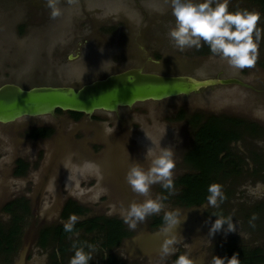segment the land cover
<instances>
[{
	"label": "rangeland",
	"instance_id": "374dc122",
	"mask_svg": "<svg viewBox=\"0 0 264 264\" xmlns=\"http://www.w3.org/2000/svg\"><path fill=\"white\" fill-rule=\"evenodd\" d=\"M88 1L92 5L89 10L84 9ZM202 2L204 0H193V3ZM63 6H69L66 0H61L62 11ZM244 9L259 12V26L264 28V14L257 4L251 0H229V11ZM71 10L85 28L84 33L76 35V40L81 34H90V21L98 26L109 18L114 19L118 30L114 36H108L103 30V34L101 31L90 37L95 45L92 54L96 56L102 49L111 61L118 63L125 59V62L101 72L87 73L79 64H64L66 54H61L58 41L65 33L54 35L55 26L48 24L51 15L44 0H0V86L10 83L29 89L50 83L51 86L80 88L98 77L104 79L141 66L145 71L197 79L236 78L254 89L239 85L216 86L190 96L140 103L133 108H123L118 114L97 112L75 120L70 113L59 112L58 118H23L11 124H0L2 224L8 226L11 219V215L4 212L6 204L19 198L30 203L19 250L10 264H55L56 261L69 264L74 255L72 249L61 258L55 243L44 249L39 247L41 230L67 222L62 211L69 200L88 209L84 216H79V221L92 217L123 220L124 209L131 202L140 203L145 199L126 183L129 167L139 163L147 170L162 148H171L174 152L175 180L190 173L184 157L194 144L196 128L191 121L195 115L202 116V121L210 116L237 118L261 129L260 135L246 133L240 144L233 146V151L244 161L242 172L221 183L223 191L230 192L231 196L220 209L227 216H233L237 231L227 234L221 231L214 237L209 236L211 225L217 219L209 214L214 208L202 211L172 204L170 197L163 194V188L154 185L149 198L167 197L163 200L162 212L138 223L135 230L125 224L133 235L110 252L96 245L89 264H103L108 254L125 264H174L182 254L193 259L204 257V264H210L221 247L236 236L250 248L264 247V205L259 206L264 203V34L256 67L238 70L230 67L227 60L213 55L206 44L201 48L208 51L204 54L198 53L201 49L181 51L174 45L168 35L175 27L171 0H78ZM124 37L126 40L120 42ZM100 40L102 46L96 48ZM136 44L148 50L147 56H165L162 65L146 62L145 55L136 52L139 50ZM39 127L52 128V135L42 140L31 139L30 131ZM255 155L260 165H256ZM19 159L29 166L23 177L14 174ZM177 192L169 195L175 196ZM176 210L184 220L176 233L179 243L174 255L161 259L159 249L166 227L153 229L151 224L154 217ZM253 214L259 217L254 222L255 228L249 224ZM87 236L95 239L94 235ZM0 264L9 263L1 256Z\"/></svg>",
	"mask_w": 264,
	"mask_h": 264
},
{
	"label": "clouds",
	"instance_id": "9594fccd",
	"mask_svg": "<svg viewBox=\"0 0 264 264\" xmlns=\"http://www.w3.org/2000/svg\"><path fill=\"white\" fill-rule=\"evenodd\" d=\"M45 6L50 10L52 19H57L62 15L60 7L61 0H44ZM78 0H66L71 6ZM172 15L175 17V27L168 35L174 45L181 51L195 48L200 50L204 44L208 45L211 53L228 61L229 66L238 69L255 68L259 59V49L264 34L261 28V14L247 9L235 12L229 11V0H204L202 3H193V0H171ZM151 149L148 150L150 154ZM176 163L174 152L171 148H162L159 156L151 161L150 167L145 168L139 163H133L126 174V183L131 190L139 196L145 197L143 202H131L124 212V223L130 230H135L138 223L144 222L152 215H159L165 208L163 200L167 197L149 198L154 185H160L163 189L174 194V170ZM206 204L201 206V210L209 207L220 209L227 200L223 191V186L213 183L207 189ZM212 215L217 219L212 223L209 236H215L224 231L235 233L237 225L233 223V216H225L223 212H215ZM166 228L164 229V240L159 249L161 259L172 256L176 252V245L179 239L177 230L184 220L180 218V212L169 211L164 214ZM257 214H253L249 221L250 227L255 228ZM81 218L76 214L69 216L64 223L66 233H74L75 226ZM225 225L227 226L225 228ZM78 236L79 233L75 232ZM71 239V236L69 237ZM74 255L69 264H89L93 259V252L97 246L87 241H74L72 244ZM87 249V251L85 250ZM174 264H204V257L193 259L188 254L179 255ZM210 264H241L238 254L220 258L213 256Z\"/></svg>",
	"mask_w": 264,
	"mask_h": 264
},
{
	"label": "trees",
	"instance_id": "16d2710c",
	"mask_svg": "<svg viewBox=\"0 0 264 264\" xmlns=\"http://www.w3.org/2000/svg\"><path fill=\"white\" fill-rule=\"evenodd\" d=\"M251 1L257 4L264 14V0ZM207 52V50L201 49L198 53L204 54ZM262 66H264V63H262ZM59 112L61 111H57V113ZM70 114L75 120H79L82 116L78 113ZM202 120V116L195 115L191 121L196 128L194 144L184 157V161L191 172L176 180L174 179L175 190H178L175 196H170L169 192L163 189V194L170 197L172 204L180 207L195 208L206 204L207 189L211 184L221 185L228 178L240 176L244 161L233 151L232 145L241 142L246 133L250 136L262 133L258 125H248L245 121L237 118L210 116L204 121ZM52 133V128H34L30 131L29 137L33 140L46 139ZM255 156L256 165H260L258 163L259 157ZM28 168V164L19 159L14 174L23 176ZM225 194L227 199L231 196L230 192H225ZM259 206L262 207L263 204ZM4 212L11 215V219L8 226H4L0 221V257L3 256L5 262L11 263L19 250L23 223L25 217L30 213V208L27 203H20L18 200L7 204L4 207ZM87 212L88 209L73 200H69L65 203L62 217L68 219L72 214L79 217L84 216ZM215 212H223L227 216L223 209L212 210L209 214L214 216L212 213ZM163 217L164 215L154 217L152 227L161 228L165 226L166 223ZM214 217L216 218V216ZM75 232L79 233L76 238H74ZM75 232L66 233L63 225L55 228L46 227L40 232L39 244L42 248H46L50 243H55L58 246V253L62 255L61 258H65L69 249H72L74 241L99 244L102 250L110 252L133 235L128 231L123 220L110 217H92L81 220L76 224ZM87 235H94L95 239H90ZM72 250L74 251V249ZM85 250L87 251V249ZM58 253H55V258ZM234 254H238L241 264H264V247L250 248L243 245L237 237L223 245L217 256L230 259ZM57 263L58 261L55 262V264ZM103 264H125V262L113 254H108L104 258Z\"/></svg>",
	"mask_w": 264,
	"mask_h": 264
},
{
	"label": "water",
	"instance_id": "95a60500",
	"mask_svg": "<svg viewBox=\"0 0 264 264\" xmlns=\"http://www.w3.org/2000/svg\"><path fill=\"white\" fill-rule=\"evenodd\" d=\"M229 85L254 89L236 78L197 79L186 75H162L144 68L126 69L79 89L68 86L25 89L7 83L0 86V124H11L23 118H58L57 111L89 117L97 112L118 114L121 109L133 108L140 103L161 102Z\"/></svg>",
	"mask_w": 264,
	"mask_h": 264
},
{
	"label": "flooded vegetation",
	"instance_id": "af4514ba",
	"mask_svg": "<svg viewBox=\"0 0 264 264\" xmlns=\"http://www.w3.org/2000/svg\"><path fill=\"white\" fill-rule=\"evenodd\" d=\"M138 4L140 5V3H138ZM84 5H85L84 9L87 8L88 10L90 8L89 6H92L90 1H88L87 3H84ZM72 6L73 5L67 6L66 8L63 6L64 9L62 11V15L57 19H52L50 16L49 21H48V24L50 26L51 25L55 26L52 29L54 35L58 36V34L62 35L63 33H65V36H64L65 38L62 36L61 39L58 41V43L60 45V49H61L60 50L61 54L62 55L66 54V59H65L64 64H69V63L79 64V68L81 70L82 69L85 70L84 72L87 73V72H91V71H94V72L100 71L101 72L102 70H105L106 68L115 67V66L121 65L123 62H125V59H121L118 63L115 60L111 61L110 56L107 57L105 55L104 50H102V49L100 50V52H98L96 54V56L92 54L95 51V49H94L95 45H93L94 43L91 42L90 37L93 36L94 34H97V32H99L101 34V31L103 34V30L105 33H107L108 36H114L116 31H118L117 28L115 29L116 23H115V21H113L114 19L109 18L108 20H105L104 22H102L98 26L95 23L90 21L91 24L88 25L90 28V32H89L90 34L88 33L89 34L88 36H84V34H81L82 35L81 37L77 36L79 38V40L78 39L76 40V35H78L80 33H84L85 28H84V26L83 27L81 26V22H79V20L77 18L78 16L75 15L74 10H71ZM54 21H56V24H53ZM127 29L130 30V28H127ZM59 31H61V33ZM86 31H87V28H86ZM123 35H124V33H121V36H123ZM73 37H74V39H73ZM124 39H125V37L122 39H119V41L123 42ZM96 42H98V41H96ZM100 46H102L101 40H100V42H98V46L96 48H100ZM137 46H138L139 50H137L136 52L137 53L141 52L143 55H145L146 62H149L155 66H161L162 65V63L164 62L165 56L160 57L158 55L153 56L150 54H149L150 56L149 55L147 56L148 50L145 47H143V45H137ZM70 56H73V59H71ZM155 61L158 63H155ZM137 68H142V67L137 66V67L130 68V69H137ZM127 70H129V69H127ZM155 72L158 74H162V73H159L157 71H155ZM90 75H92V73ZM162 75H167V74H162ZM99 79H100V77H98L96 80H99ZM54 81L55 80H52L51 82H54ZM46 86H51V84L49 83ZM70 87H73L75 89H79V87H77V86H70ZM39 128H41V127H39ZM37 140H42V139H37ZM237 144L238 143L233 144L232 147L234 145H237ZM23 176H18V177H23ZM18 200L20 203H27L28 206L30 204L27 200L21 199V198L15 199L11 202L18 201ZM262 204L264 205V203H262ZM262 204H260V205H262ZM195 208H201V206L195 207ZM162 215H164V214H162ZM152 223H153V221H152ZM62 225H64V224H62ZM151 226H152V224H151ZM163 227H166V225ZM153 229H155V228H153ZM76 237H77V235L74 236V238H76ZM236 237H234V238H236ZM237 238H238V240H240V242L243 245H245V243L241 240L240 237H237ZM39 240H40V238H39ZM230 241L231 240H229L227 243H229ZM245 246H247V245H245ZM39 247L42 248L40 246V244H39ZM251 248H255V247H251Z\"/></svg>",
	"mask_w": 264,
	"mask_h": 264
}]
</instances>
